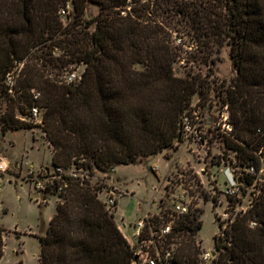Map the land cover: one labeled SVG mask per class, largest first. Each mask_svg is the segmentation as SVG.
<instances>
[{
	"label": "trees",
	"instance_id": "1",
	"mask_svg": "<svg viewBox=\"0 0 264 264\" xmlns=\"http://www.w3.org/2000/svg\"><path fill=\"white\" fill-rule=\"evenodd\" d=\"M69 1L75 15L65 25L60 11ZM89 3L100 11L85 21ZM168 18L176 32L196 42L194 60L214 64L212 56L230 47L237 75L223 87L234 136L226 144L258 173L264 157V0H0V105L7 102L2 131L30 127L17 110L43 107L53 166L83 168L90 176L172 146L181 115L206 87L199 74H175L178 50L191 43L180 38L172 44ZM18 63L23 66L10 87L7 75ZM70 64L85 65L72 84L58 83L47 69ZM256 178L246 172L240 186ZM67 179L64 201L39 237L41 264H132L131 246L98 198V186L80 176ZM256 186L254 201L231 223L230 237L216 242L219 264H264V181ZM4 232L0 226V260ZM192 247L193 253L183 248L181 254L191 257L187 264H199Z\"/></svg>",
	"mask_w": 264,
	"mask_h": 264
},
{
	"label": "rangeland",
	"instance_id": "2",
	"mask_svg": "<svg viewBox=\"0 0 264 264\" xmlns=\"http://www.w3.org/2000/svg\"><path fill=\"white\" fill-rule=\"evenodd\" d=\"M99 11L98 4L89 3L83 19H92ZM74 15L75 11L72 10L68 17L62 16L64 24H68ZM167 21L173 32L172 44H178L180 38L186 43H191L189 50L187 47L178 50L180 56L173 64L175 74L179 77L199 74L205 80L204 94L196 93L189 105L192 110L200 111L203 140H185L179 130V138L162 152L140 157L133 164L116 166V172L110 178L119 188L118 195L121 194L119 213L117 207L111 208L109 212L120 231L123 229L126 235L131 236L132 226L146 209L145 202L154 199L153 187L160 182L161 176L167 173L168 178L175 184H181L189 190L191 200L198 205L196 216L201 220L202 227L195 239H189L185 247L186 253L191 254L194 250L192 246H196L200 264L201 255L205 251H212L217 246L219 237H230L231 223L254 201L255 193L259 191L256 184L264 181V157L263 166L253 184L247 186L243 182L238 195L228 194L227 189L240 184L241 177L245 176L246 172L254 171L251 167L243 166L237 153L226 144L227 140L234 136L231 123L232 108L226 102L223 87H227L237 75L230 47L225 45L219 54L212 56L216 61L214 64L205 63L201 59L194 60L197 52L193 45L196 42L186 33L176 32L173 20L170 22L168 18ZM91 29H94V25ZM54 51L61 52L59 48ZM84 68V64H70L64 68L47 66L51 72L50 76L59 81L64 80L69 73L81 76ZM11 73V78L16 83L17 70L14 69ZM32 91L37 92L36 89ZM6 108L7 102L3 100L0 105L1 113H4ZM40 108L43 114L44 108ZM16 115L31 126L3 132L0 121V158L9 162L6 172L0 173V179L3 180L0 191V226L5 228L4 256L0 264H41L39 237L46 233L57 204L64 199L57 192H39L36 189L34 182L38 173L44 168L51 171L54 169L50 154L52 145L48 142L41 124L29 120L28 111L22 113L17 110ZM179 163H182L183 168H179V173H176ZM65 171L68 174L77 171L75 176L81 177L86 172L75 166ZM106 171L96 170L95 177L90 182L95 184V179ZM196 171L201 172L202 176ZM44 197L47 200L43 199ZM216 255L220 258L219 250ZM179 258H183V264H187L191 257L180 254Z\"/></svg>",
	"mask_w": 264,
	"mask_h": 264
},
{
	"label": "built area",
	"instance_id": "3",
	"mask_svg": "<svg viewBox=\"0 0 264 264\" xmlns=\"http://www.w3.org/2000/svg\"><path fill=\"white\" fill-rule=\"evenodd\" d=\"M72 10H74V4L69 1L61 9V17H68ZM181 42V39H179L178 44ZM22 64L18 63L14 68L17 70V77L20 74ZM12 76L11 72L7 75V85L10 87L15 84V81L11 78ZM80 79L81 76H78L76 73H69L64 80H60V83L72 84L78 82ZM32 92L34 93V91ZM34 94L35 98L40 96L39 92ZM28 116L32 122L42 123V109L40 106L33 105L29 108ZM201 124L200 111L196 109L192 110L188 107L180 119L179 130L183 134L182 137L185 140L192 139L196 142H201L203 140ZM8 166L9 162L4 158H0V173L6 172ZM177 168L176 173H179V168H183L182 163H179ZM65 170L62 167H54L52 171L48 168L42 169L34 182L36 189L39 192H57L62 195L63 199L64 195L67 194V177L75 176L77 173L72 172L68 174ZM115 172L116 166H112L102 176L95 179V185L98 186L96 190L97 196L106 205L108 210L117 207L119 195H121H118L117 190L119 188L112 178H110ZM196 172L200 177L202 176L201 172ZM250 172L257 174L255 170ZM94 175L90 176L86 171L84 176L80 177L81 179L90 181L95 177ZM162 185H164L163 188ZM240 189V184H237L234 188L227 189V193L238 195ZM152 192L154 199L145 202L146 209H144L142 216L132 226L131 236L126 235V233L124 234L134 253L132 264H178V261L181 259L179 258L181 250L186 248L185 245L189 239L192 240V237L195 239L200 229L199 224L201 220L197 218L198 205L191 200L189 190L181 184H175L172 179L168 178L167 173L161 176L160 182L153 187ZM125 225L124 223L123 226ZM195 242L197 241L195 240ZM214 249L216 251H213ZM214 249H211L212 251H205L201 255L202 262L200 264H219V257L216 255L217 246Z\"/></svg>",
	"mask_w": 264,
	"mask_h": 264
},
{
	"label": "crops",
	"instance_id": "4",
	"mask_svg": "<svg viewBox=\"0 0 264 264\" xmlns=\"http://www.w3.org/2000/svg\"><path fill=\"white\" fill-rule=\"evenodd\" d=\"M49 142V141H48ZM50 154H51V160H52V153L50 152ZM117 167H120V166H117ZM117 167H116V169H117ZM3 180L2 179H0V182H1V190H2V185H3V182H2ZM0 190V191H1ZM43 199H45V197L43 198ZM120 199V198H119ZM47 200V199H46ZM117 209H118V213H119V200H118V205H117ZM120 228H122V227H120ZM132 231V230H131ZM122 232L124 233V231H123V229H122ZM125 234V233H124ZM1 261V260H0Z\"/></svg>",
	"mask_w": 264,
	"mask_h": 264
}]
</instances>
